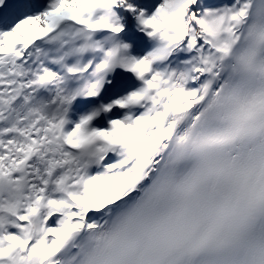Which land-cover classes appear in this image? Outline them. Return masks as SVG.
Listing matches in <instances>:
<instances>
[{
	"label": "snow or ice",
	"instance_id": "snow-or-ice-1",
	"mask_svg": "<svg viewBox=\"0 0 264 264\" xmlns=\"http://www.w3.org/2000/svg\"><path fill=\"white\" fill-rule=\"evenodd\" d=\"M0 264H264V0H0Z\"/></svg>",
	"mask_w": 264,
	"mask_h": 264
}]
</instances>
